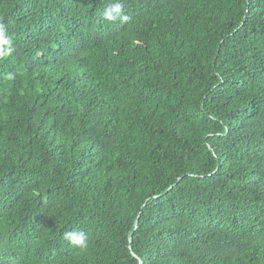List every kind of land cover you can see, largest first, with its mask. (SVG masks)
<instances>
[{"label":"trees","instance_id":"1","mask_svg":"<svg viewBox=\"0 0 264 264\" xmlns=\"http://www.w3.org/2000/svg\"><path fill=\"white\" fill-rule=\"evenodd\" d=\"M0 32V264H264V0H0Z\"/></svg>","mask_w":264,"mask_h":264},{"label":"clouds","instance_id":"2","mask_svg":"<svg viewBox=\"0 0 264 264\" xmlns=\"http://www.w3.org/2000/svg\"><path fill=\"white\" fill-rule=\"evenodd\" d=\"M118 17L121 20H127L128 19L127 16H124L122 14V5L120 3H115V4L111 5L110 10L107 12L106 19L115 20ZM10 43H11V41L9 39H7L3 35L2 32H0V45H7V44H10ZM9 54H10V49H7V48L0 49V55L7 56ZM65 239H71L72 242L79 244V243H81L82 237H75V236H73V234L69 233V234L65 235Z\"/></svg>","mask_w":264,"mask_h":264},{"label":"water","instance_id":"3","mask_svg":"<svg viewBox=\"0 0 264 264\" xmlns=\"http://www.w3.org/2000/svg\"><path fill=\"white\" fill-rule=\"evenodd\" d=\"M136 225H137V223H136Z\"/></svg>","mask_w":264,"mask_h":264}]
</instances>
